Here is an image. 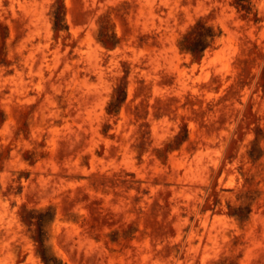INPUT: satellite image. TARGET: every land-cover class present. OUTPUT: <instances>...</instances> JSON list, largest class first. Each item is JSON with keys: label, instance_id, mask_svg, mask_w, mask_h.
<instances>
[{"label": "rangeland", "instance_id": "1", "mask_svg": "<svg viewBox=\"0 0 264 264\" xmlns=\"http://www.w3.org/2000/svg\"><path fill=\"white\" fill-rule=\"evenodd\" d=\"M0 264H264V0H0Z\"/></svg>", "mask_w": 264, "mask_h": 264}]
</instances>
